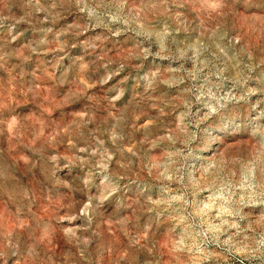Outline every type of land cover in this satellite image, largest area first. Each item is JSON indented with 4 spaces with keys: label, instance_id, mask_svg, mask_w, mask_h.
I'll return each instance as SVG.
<instances>
[{
    "label": "rangeland",
    "instance_id": "374dc122",
    "mask_svg": "<svg viewBox=\"0 0 264 264\" xmlns=\"http://www.w3.org/2000/svg\"><path fill=\"white\" fill-rule=\"evenodd\" d=\"M0 264H264V0H0Z\"/></svg>",
    "mask_w": 264,
    "mask_h": 264
}]
</instances>
